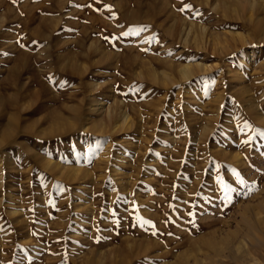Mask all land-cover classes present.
I'll list each match as a JSON object with an SVG mask.
<instances>
[{"label":"rangeland","instance_id":"1","mask_svg":"<svg viewBox=\"0 0 264 264\" xmlns=\"http://www.w3.org/2000/svg\"><path fill=\"white\" fill-rule=\"evenodd\" d=\"M253 222L264 0H0V264H225Z\"/></svg>","mask_w":264,"mask_h":264},{"label":"bare ground","instance_id":"2","mask_svg":"<svg viewBox=\"0 0 264 264\" xmlns=\"http://www.w3.org/2000/svg\"><path fill=\"white\" fill-rule=\"evenodd\" d=\"M186 39H188V38H186ZM189 72H190V70H189ZM248 211L250 212L249 208H248ZM261 221L263 222V220H261ZM253 223L256 224V225L253 224L252 229L251 230H248L249 232L247 231V235L251 236L250 240L249 239L246 240L245 236L241 235L239 237L234 236V237H232L230 239V241L227 242L226 248H227V251H228L227 252L228 253V256H229L228 258H230L232 260H218V261H222V262L224 261L225 264H264V262L262 260H258V257H256V256L255 257H251L252 260H236L235 259V258H237V251H239L240 249L242 250L241 256H243L244 254H246V252L248 254L249 251H248V247L247 246L249 244H252V242H254V241H256V242L258 241L259 238H258L257 235H254V231H256V232L259 231V232H263L264 233V228L262 226H260L257 222H253ZM214 248H215V246H214ZM214 253H215V255L216 254L219 255V252H218V250L216 248L214 249ZM251 256H253V255H251ZM198 263L199 262H196L195 261V263H193V264H198Z\"/></svg>","mask_w":264,"mask_h":264},{"label":"snow or ice","instance_id":"3","mask_svg":"<svg viewBox=\"0 0 264 264\" xmlns=\"http://www.w3.org/2000/svg\"><path fill=\"white\" fill-rule=\"evenodd\" d=\"M13 2L15 3V0H13ZM186 7H187V5H186ZM127 33H125V35H126Z\"/></svg>","mask_w":264,"mask_h":264}]
</instances>
